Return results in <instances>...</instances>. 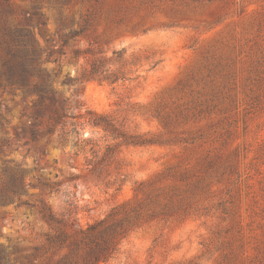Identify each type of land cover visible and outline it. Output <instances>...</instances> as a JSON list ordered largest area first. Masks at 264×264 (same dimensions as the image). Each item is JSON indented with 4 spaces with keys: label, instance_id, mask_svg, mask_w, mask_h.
<instances>
[{
    "label": "rangeland",
    "instance_id": "rangeland-1",
    "mask_svg": "<svg viewBox=\"0 0 264 264\" xmlns=\"http://www.w3.org/2000/svg\"><path fill=\"white\" fill-rule=\"evenodd\" d=\"M0 21L51 51L61 96L131 137L85 127L81 148L26 142L31 98L0 90V188L18 174L29 203L0 205L4 264L67 253L26 258L48 231L41 202L81 225L125 223L98 264H264V0H0ZM93 60L118 79L62 83Z\"/></svg>",
    "mask_w": 264,
    "mask_h": 264
},
{
    "label": "trees",
    "instance_id": "trees-1",
    "mask_svg": "<svg viewBox=\"0 0 264 264\" xmlns=\"http://www.w3.org/2000/svg\"><path fill=\"white\" fill-rule=\"evenodd\" d=\"M36 23L44 24V21ZM82 30L71 31L69 36L62 39L61 45L65 46L68 38L80 35ZM49 62L51 51H41L36 47L28 27L10 26L0 21V90L19 91L23 99L31 98L32 112L26 127L22 128L26 142L38 143L45 140L46 143L54 141L56 146L62 148L68 145L81 148L92 144L90 138H83L81 134L85 127L102 130L112 140L126 141L131 138L109 116L87 109L78 94L74 93L71 97L61 96L54 86L58 73L46 67ZM103 63L104 60H93L81 77H65L62 83L74 85L83 79L114 83L118 78L105 69ZM4 143L5 140H0V147ZM110 151L111 147L106 145L102 157H107ZM92 153L96 154V151ZM3 171L7 173L8 170ZM21 194L20 176L16 173L9 174L3 188H0V205L16 203V207L29 206L26 200L21 199ZM36 208L47 224L48 231L43 235L42 244L33 247L26 256L29 262L54 257L61 250H66L67 253L54 264L106 262L114 256L120 241L129 232L124 222L107 224L110 214L81 225L76 222L77 218L71 219L72 214L77 215L76 211L57 214L42 202ZM72 235H80L81 238L72 240ZM81 248L86 249L85 253L77 257ZM6 257V253L0 248V264L6 262Z\"/></svg>",
    "mask_w": 264,
    "mask_h": 264
}]
</instances>
